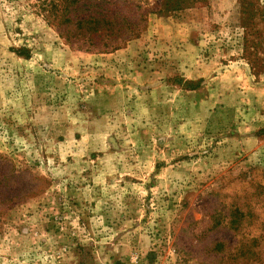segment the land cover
I'll return each mask as SVG.
<instances>
[{"label":"rangeland","instance_id":"obj_1","mask_svg":"<svg viewBox=\"0 0 264 264\" xmlns=\"http://www.w3.org/2000/svg\"><path fill=\"white\" fill-rule=\"evenodd\" d=\"M125 1L0 0V264H264V0Z\"/></svg>","mask_w":264,"mask_h":264},{"label":"trees","instance_id":"obj_2","mask_svg":"<svg viewBox=\"0 0 264 264\" xmlns=\"http://www.w3.org/2000/svg\"><path fill=\"white\" fill-rule=\"evenodd\" d=\"M183 1L162 0L161 5L174 11L181 8ZM32 6L68 40L83 39L93 45L96 38L103 39L106 47L114 38L124 41L133 33V24L126 17L120 16L118 21L117 16L110 15L111 0H34Z\"/></svg>","mask_w":264,"mask_h":264}]
</instances>
